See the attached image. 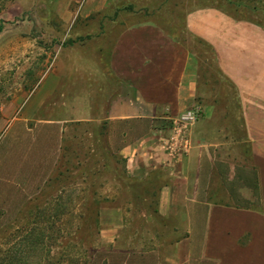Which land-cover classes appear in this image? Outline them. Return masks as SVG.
<instances>
[{
  "label": "crops",
  "instance_id": "1",
  "mask_svg": "<svg viewBox=\"0 0 264 264\" xmlns=\"http://www.w3.org/2000/svg\"><path fill=\"white\" fill-rule=\"evenodd\" d=\"M76 1L81 17L140 8L138 0ZM182 8L181 31L175 18L139 19L134 11L123 21H65L95 28L79 34L82 41L66 47L75 57L58 60L33 89L42 105L52 99L49 105L101 107L103 114L76 120L105 124L110 152L123 159L127 195L109 194L110 204L100 207L105 222L89 262L264 264V25L216 2ZM180 32L209 47L237 123L240 105L242 140L226 125L229 115L221 117L223 126L203 128L184 114L193 111L196 80L194 54ZM63 68L94 74L96 88L84 84L75 92L76 80L63 82ZM158 111L171 126L153 125ZM241 143L247 149L238 159Z\"/></svg>",
  "mask_w": 264,
  "mask_h": 264
},
{
  "label": "rangeland",
  "instance_id": "2",
  "mask_svg": "<svg viewBox=\"0 0 264 264\" xmlns=\"http://www.w3.org/2000/svg\"><path fill=\"white\" fill-rule=\"evenodd\" d=\"M210 1L226 7L234 17L264 25V0H138L140 8L135 10L121 6L85 17L79 14L80 1L76 0L68 4L66 0H0V259L15 255L29 264L90 261V253L100 246L99 232L105 222L98 216L100 207L110 204L109 194L118 195V200L127 195L122 185L123 159L110 152L105 124L76 120L103 114V109L49 105L52 99L42 105L33 93L58 60L75 57L76 50L66 47L82 41L79 34L95 28L91 22L82 27L65 21H123L134 11L139 19L175 18L176 29L181 31L182 7ZM179 37L194 54L195 118L202 120L203 128H216L223 126L221 117L229 115L232 122L226 125L242 140L240 105L237 123L229 106L233 95L217 72L209 47L184 33ZM63 71V82L76 80L75 92L84 84L96 88L91 79L94 74ZM79 77L85 78L80 81ZM163 113L157 112L160 118L154 126L172 125ZM246 149L245 143L238 144V159ZM131 189L140 192L138 187ZM47 215L53 216L50 223L43 218Z\"/></svg>",
  "mask_w": 264,
  "mask_h": 264
},
{
  "label": "trees",
  "instance_id": "3",
  "mask_svg": "<svg viewBox=\"0 0 264 264\" xmlns=\"http://www.w3.org/2000/svg\"><path fill=\"white\" fill-rule=\"evenodd\" d=\"M52 217H53L52 215H47L46 217H43V218H47L48 219L47 223H50V218H52ZM45 225H46V223H45ZM91 255H92V252L90 253L89 258L91 257ZM116 260H117V258L115 259V261ZM0 264H29V262H27V260H22V259L17 260V259H15V255H8L6 260L0 259ZM36 264H69V263L58 259L57 261H52V262H48V263H43V262L38 261V263H36ZM71 264H78V263H71ZM84 264H100V263H98V261H96V263L94 261H92V262L88 261Z\"/></svg>",
  "mask_w": 264,
  "mask_h": 264
},
{
  "label": "built area",
  "instance_id": "4",
  "mask_svg": "<svg viewBox=\"0 0 264 264\" xmlns=\"http://www.w3.org/2000/svg\"><path fill=\"white\" fill-rule=\"evenodd\" d=\"M190 112H191V113H190ZM190 112H186V113H184V114H186V115H188V114L191 115V114H192V116L195 117V115H194V110H193V111H190Z\"/></svg>",
  "mask_w": 264,
  "mask_h": 264
}]
</instances>
